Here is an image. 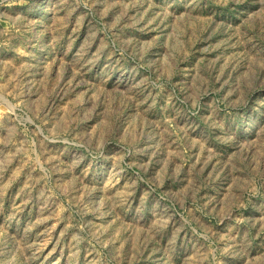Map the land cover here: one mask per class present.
Wrapping results in <instances>:
<instances>
[{"label": "rangeland", "instance_id": "rangeland-1", "mask_svg": "<svg viewBox=\"0 0 264 264\" xmlns=\"http://www.w3.org/2000/svg\"><path fill=\"white\" fill-rule=\"evenodd\" d=\"M0 264H264V0H0Z\"/></svg>", "mask_w": 264, "mask_h": 264}]
</instances>
